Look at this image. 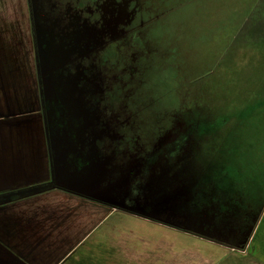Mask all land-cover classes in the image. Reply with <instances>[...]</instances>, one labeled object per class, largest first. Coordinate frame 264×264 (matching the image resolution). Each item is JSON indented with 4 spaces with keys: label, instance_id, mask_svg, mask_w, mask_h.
Returning <instances> with one entry per match:
<instances>
[{
    "label": "rangeland",
    "instance_id": "374dc122",
    "mask_svg": "<svg viewBox=\"0 0 264 264\" xmlns=\"http://www.w3.org/2000/svg\"><path fill=\"white\" fill-rule=\"evenodd\" d=\"M30 4L39 29L54 24L77 44L76 57L41 59L56 87L47 112L65 132L55 173L103 207L91 208L98 228L63 264L117 263L127 253L118 244L163 241L164 227L230 222L229 211L192 203L194 181L222 173L242 198L264 189V0ZM190 120L201 147L175 161L169 146ZM80 208L79 226L91 210Z\"/></svg>",
    "mask_w": 264,
    "mask_h": 264
},
{
    "label": "crops",
    "instance_id": "0c3cea01",
    "mask_svg": "<svg viewBox=\"0 0 264 264\" xmlns=\"http://www.w3.org/2000/svg\"><path fill=\"white\" fill-rule=\"evenodd\" d=\"M32 17L30 0H0V264H63L98 228L91 224L93 209L97 216L103 209L88 206L94 200L67 189L55 173L65 132L46 114L48 79L41 59L76 57V41L61 37L54 24L39 29L40 20ZM53 138L60 139L57 151ZM232 181L226 175L205 179L192 200L197 208H211L213 216L229 211L230 222L201 221L198 233L164 227L163 241L118 244L127 253L117 255V263L103 258L102 264H264L263 183L242 198ZM79 205L93 208L85 211L90 225L77 224ZM207 230L216 235L200 234Z\"/></svg>",
    "mask_w": 264,
    "mask_h": 264
},
{
    "label": "trees",
    "instance_id": "16d2710c",
    "mask_svg": "<svg viewBox=\"0 0 264 264\" xmlns=\"http://www.w3.org/2000/svg\"><path fill=\"white\" fill-rule=\"evenodd\" d=\"M49 89H56V87L53 85V87L51 88H46L45 90V107H46V114L47 117H50L47 109H49V107L53 108L52 106V100H53V95L49 93ZM55 101V100H53ZM54 109H52L51 111L53 112ZM187 128L185 131H183L182 133H178L176 138L171 142L169 148L170 150H168L169 156L175 160V161H179V156L181 155V152L186 151L188 152V154H193L197 152V148L200 146L201 147V137L203 136L202 132L198 134V130H196L195 124L191 123V120L188 121L187 123ZM173 151V152H172ZM196 154H194L193 157H195ZM224 174V173H223ZM201 175V173L199 174ZM219 176H223L222 173H218V177ZM227 176V175H226ZM205 180V179H204ZM200 183H203V180H198V181H194V185L196 186V189L190 193L192 195H198V190H199V185ZM208 183V182H207Z\"/></svg>",
    "mask_w": 264,
    "mask_h": 264
}]
</instances>
